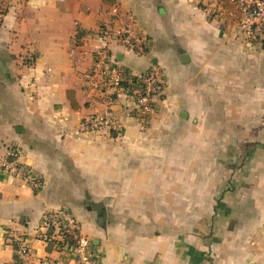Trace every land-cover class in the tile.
Masks as SVG:
<instances>
[{
	"label": "crops",
	"instance_id": "crops-1",
	"mask_svg": "<svg viewBox=\"0 0 264 264\" xmlns=\"http://www.w3.org/2000/svg\"><path fill=\"white\" fill-rule=\"evenodd\" d=\"M0 3V161L17 145L42 182L0 174V264H68L43 240V218L61 207L98 264H264L261 37L226 26L218 0ZM113 6L150 45L111 51L133 73L158 65L165 94L143 126L78 132L94 112L80 74Z\"/></svg>",
	"mask_w": 264,
	"mask_h": 264
},
{
	"label": "built area",
	"instance_id": "built-area-1",
	"mask_svg": "<svg viewBox=\"0 0 264 264\" xmlns=\"http://www.w3.org/2000/svg\"><path fill=\"white\" fill-rule=\"evenodd\" d=\"M235 2L240 14L236 29L264 40V0ZM4 13L5 7L0 3V19ZM112 14L115 21L103 24L98 32L105 46L95 51L91 66L80 74L85 100L94 112L81 120L78 132H120L126 118H133L143 126L165 94V75L158 65L151 64L144 72L133 73L111 51L110 44L114 43L137 55H144L150 45L149 39L136 27L132 16H129V21L123 20L117 6L112 7ZM5 148L6 158L0 161V174L19 176L33 190L41 188L40 178L19 161L20 148L13 144ZM43 227V240L54 242L59 251L65 250L69 256L68 264H98V255L90 248L87 239L78 234L74 235L75 244L66 240L67 235L78 231L77 220L67 208L48 212L43 218ZM11 239L17 246L18 257L26 259L29 247L25 239L20 235H12Z\"/></svg>",
	"mask_w": 264,
	"mask_h": 264
},
{
	"label": "trees",
	"instance_id": "trees-1",
	"mask_svg": "<svg viewBox=\"0 0 264 264\" xmlns=\"http://www.w3.org/2000/svg\"><path fill=\"white\" fill-rule=\"evenodd\" d=\"M103 2L113 3L114 0H103ZM218 3L221 6L222 12L225 17V25L226 26L235 25L240 18V14L237 9V3L235 2V0H218ZM67 94H69V92H67ZM74 235L78 236V231H75L74 234L67 235L66 240L68 241V243L70 244L76 243V239H74ZM17 258H18V255L15 256V259Z\"/></svg>",
	"mask_w": 264,
	"mask_h": 264
},
{
	"label": "water",
	"instance_id": "water-1",
	"mask_svg": "<svg viewBox=\"0 0 264 264\" xmlns=\"http://www.w3.org/2000/svg\"><path fill=\"white\" fill-rule=\"evenodd\" d=\"M153 63H155V61H153Z\"/></svg>",
	"mask_w": 264,
	"mask_h": 264
},
{
	"label": "rangeland",
	"instance_id": "rangeland-1",
	"mask_svg": "<svg viewBox=\"0 0 264 264\" xmlns=\"http://www.w3.org/2000/svg\"><path fill=\"white\" fill-rule=\"evenodd\" d=\"M237 166V165H236Z\"/></svg>",
	"mask_w": 264,
	"mask_h": 264
}]
</instances>
